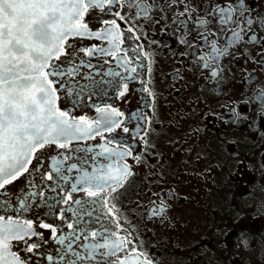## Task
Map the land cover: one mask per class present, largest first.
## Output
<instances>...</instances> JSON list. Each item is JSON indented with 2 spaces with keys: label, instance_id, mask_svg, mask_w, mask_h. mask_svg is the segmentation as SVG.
<instances>
[{
  "label": "flooded vegetation",
  "instance_id": "af4514ba",
  "mask_svg": "<svg viewBox=\"0 0 264 264\" xmlns=\"http://www.w3.org/2000/svg\"><path fill=\"white\" fill-rule=\"evenodd\" d=\"M141 2L148 6L146 17L137 14L136 0H115L104 12L92 9L84 18L90 31H102L105 20L115 19L119 26L115 29L117 42L123 41L116 55L122 62L128 61L119 67L111 56L91 58L97 66L93 71L101 73L95 79H111L102 75L109 70L124 73L126 79L119 81V89L102 84L101 88L108 89L107 96L89 99L85 95L83 103L75 107L61 98L59 106L76 118L94 119L95 105L114 107L124 115L115 132L74 145L93 147L94 152L100 151L102 144L131 150L132 155L120 163L126 162L132 175L118 193L112 194L114 199L109 203L119 210L123 231L116 230L122 236L130 233V247L142 252L152 264H264V41L230 45L227 54L213 60L210 44L201 37L227 44L220 24L212 21L206 27H193L183 38L182 30L174 24L184 18L179 14L186 7L195 9L191 14L195 21L210 12L209 4L215 8L229 0ZM246 3L245 11L250 9L257 21L264 17V0ZM252 30L257 37H264V25L254 22ZM69 43L75 48L108 47L106 40L96 37L70 39ZM131 68L137 71L132 73ZM125 83L127 91L121 97L119 91L124 90ZM124 127L129 128L128 133ZM56 154L54 148L43 150L44 171L49 167L48 158ZM101 162L107 163L103 158ZM87 167L91 169V161ZM68 175L74 182L78 173ZM24 184L21 177L7 190L18 192ZM73 195L86 198L83 192ZM12 203L16 204L15 199ZM159 204L165 205L162 213L155 217L146 214ZM64 207L60 203L53 216L58 217ZM47 213L41 205L26 218L33 220L36 231L48 241L37 251L55 256L57 245L50 239L51 231L39 224L57 226L61 221ZM8 214L16 215L11 210ZM71 221L69 214L64 232L69 231L66 225ZM32 239L40 243L38 237ZM32 259L35 264L37 258Z\"/></svg>",
  "mask_w": 264,
  "mask_h": 264
},
{
  "label": "snow or ice",
  "instance_id": "6c2138e0",
  "mask_svg": "<svg viewBox=\"0 0 264 264\" xmlns=\"http://www.w3.org/2000/svg\"><path fill=\"white\" fill-rule=\"evenodd\" d=\"M114 2L0 0V213H3L0 214V264H33V256L37 258L35 264L41 261L46 264H152L142 252L130 247V233L122 236L116 230L123 231L119 210L109 203L114 199L112 194L118 193L132 175L129 165L120 163L132 155L131 150H117L102 144L100 151L94 152L93 147L74 145L97 136L103 138L105 132H115L121 127L120 117L124 114L111 106L95 105L94 119L76 118L59 106L61 98L75 107L83 103L85 95L89 99L94 95L107 96L108 89L101 88L102 84L119 89V81L126 79L124 73L109 70L102 75L111 79L97 80L95 77L101 73L93 71L97 66L91 62L93 57L111 56L119 67L128 63L116 55L123 43L117 42V21L105 20L104 30L90 31L84 19L90 10L104 12L105 6ZM136 7L138 15H148V6L141 0H136ZM208 7L210 12L195 21L191 19L195 9L186 7L179 14L184 18L178 17L179 24L174 27L182 30L183 38L191 34L193 27H206L212 21L220 24L227 34V44L201 37L210 44L213 60L227 54L230 45L264 41V37H257L252 30L254 22L264 25V17L257 21L250 9L245 11L246 0H229L227 4ZM89 37L106 40L108 47L75 48L69 43L70 39ZM107 62L105 59L104 63ZM125 71L129 70L125 68ZM136 71V68L130 69L132 73ZM212 75L216 76L217 72L213 70ZM82 80L87 83L82 84ZM127 87L125 83L119 96H124ZM123 131L128 133L129 128L124 127ZM53 148L57 154L48 158L49 167L44 171L46 161L42 159V152ZM101 158L107 163H102ZM73 171L78 175L70 182L68 174ZM21 177L25 178L24 189L15 193L8 191V186ZM46 191L53 195H47ZM77 192H83L86 198H75L73 194ZM60 203L66 207L60 209L58 217L53 216ZM41 205L48 209L50 217L61 221L57 226L39 224L41 229L51 231L50 239L57 245L55 256L37 251L41 243L48 241L36 231L33 220L26 218L27 213ZM9 210L16 213L15 217L8 214ZM164 210L165 205L159 204L146 210V214L150 212L155 217ZM69 214L72 221L66 225L69 231L64 232ZM33 237H38L40 243ZM21 252L26 255L21 256Z\"/></svg>",
  "mask_w": 264,
  "mask_h": 264
}]
</instances>
